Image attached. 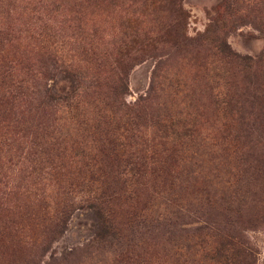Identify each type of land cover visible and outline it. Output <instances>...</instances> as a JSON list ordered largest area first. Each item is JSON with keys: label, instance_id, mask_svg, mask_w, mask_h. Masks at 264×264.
Instances as JSON below:
<instances>
[{"label": "rangeland", "instance_id": "obj_1", "mask_svg": "<svg viewBox=\"0 0 264 264\" xmlns=\"http://www.w3.org/2000/svg\"><path fill=\"white\" fill-rule=\"evenodd\" d=\"M0 32L23 87L0 107V264H203L225 243L264 264V0H0ZM117 79L138 115L119 155L147 169L103 209L69 185L71 140L96 136L44 94L74 91L93 120ZM65 131L64 176L30 174L33 137Z\"/></svg>", "mask_w": 264, "mask_h": 264}, {"label": "trees", "instance_id": "obj_2", "mask_svg": "<svg viewBox=\"0 0 264 264\" xmlns=\"http://www.w3.org/2000/svg\"><path fill=\"white\" fill-rule=\"evenodd\" d=\"M94 1V0H93ZM109 3L115 0H107ZM81 3L78 5L80 6ZM75 30L81 33L80 19H76ZM51 35L49 38L59 39V34H54L53 29L48 30ZM10 33L0 32V42L2 37H8ZM144 42L146 39L143 40ZM216 54L221 60L222 65L237 63L241 61L244 67H247L248 58H240L231 53L227 49L226 45L221 41H216L214 46ZM83 51L79 52L81 55ZM76 53V52H75ZM248 69V68H245ZM213 71V69H212ZM214 75L221 74V67L217 69ZM21 80L13 73L11 67V60H5L0 53V107L4 106L2 115L7 113L8 105H12L16 98L22 95ZM111 89V91H110ZM109 91L111 95L107 98H103L99 101L101 107L96 105L95 117L89 120L86 116V109L78 98V95L74 91H69L62 96L51 95L45 93V98L49 101L60 102L67 115L68 121L74 124L75 133L80 139L81 137L93 138L95 146L92 149H87L81 146L80 142L76 139L71 140L68 156L72 158V170L69 177L72 181L69 185L81 188V191H86L87 194L90 191H94L91 198L105 209L107 205V198L104 192L101 191H131V186L135 184V181L140 178L147 169V160L144 158L128 157L122 158L121 153L122 143L120 140L125 138L126 133H131L132 126L138 121V115L136 111H132V106H127L121 97L125 94V87L121 82V79L116 80L114 87H110ZM125 109L120 119L111 114L105 115L106 112L114 113L120 109ZM133 114V117L129 118V114ZM139 113V112H137ZM115 117V118H114ZM132 120V121H129ZM103 128V129H100ZM67 131L65 135L58 133L57 136L52 137L51 134L45 133L43 135L45 139L40 142L41 137L36 135L33 137L32 150L28 154V162L30 165V174H36L38 177L45 179L46 176H64L61 172V168L56 165L55 162L60 161V157L66 155L67 149L62 144L66 142ZM95 135V136H94ZM39 146V147H38ZM39 148V150H38ZM0 147V155H1ZM124 153V152H123ZM54 154V155H53ZM151 162V161H150ZM154 164V163H153ZM1 169V166H0ZM153 170V169H152ZM45 176V177H42ZM2 183V176L0 173V184ZM106 197V198H105ZM106 214V213H105ZM101 227V232L103 231ZM249 253L241 248H238L233 243L220 244L218 248L213 251H209L203 258V264H248L246 257Z\"/></svg>", "mask_w": 264, "mask_h": 264}]
</instances>
